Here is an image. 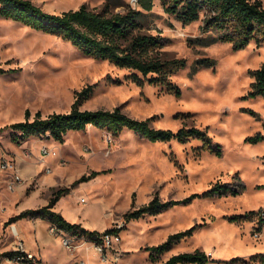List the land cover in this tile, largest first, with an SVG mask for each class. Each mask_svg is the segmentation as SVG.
Here are the masks:
<instances>
[{
  "label": "rangeland",
  "instance_id": "374dc122",
  "mask_svg": "<svg viewBox=\"0 0 264 264\" xmlns=\"http://www.w3.org/2000/svg\"><path fill=\"white\" fill-rule=\"evenodd\" d=\"M32 1L51 12L78 8L83 3L97 9L108 6L113 11L132 5L130 0ZM206 12L202 10L197 20L184 23L165 10L162 0H154L146 20V30L165 37L161 47L164 56L187 59V64L170 76L180 87V94L170 92L164 84L150 83L152 74L139 84L129 76L130 68L87 55L61 35L0 15V140L11 154L7 142L14 131L6 125L23 120L27 108L32 116L37 110L43 115L68 111L77 92L87 85L93 88L81 101L82 108L121 106L133 117H150L153 126L173 130L184 123L207 127L223 149V154L218 155L203 147V141L196 137L187 141H152L129 128L114 134L95 125L70 130L63 141L47 135L22 139L19 147L27 155L35 156V151H39L38 161L42 164L30 178L23 176L15 190L8 189L5 175L1 176V264H60L68 260L71 250L60 241L61 233L51 232V223L49 227L45 223L35 227L32 221L36 217H11L27 207L42 205L55 189L71 186L75 180L76 184L57 202L70 208L72 217L81 215L75 221L88 229L119 227L123 238L119 264H161L174 251L195 248L210 254L211 260L205 264H263L259 260L229 259L264 252V222L258 229V214L264 211V186L258 187L264 183V136L258 142L246 140L255 133L264 135V95L247 96L255 79L251 70L264 61V43L258 45L252 40L247 46L234 49L228 41L204 42L208 35L217 34L216 29L203 31ZM202 56L215 58V64L194 71L192 64ZM38 138L42 141L38 142ZM43 145L57 149L58 156L43 159ZM93 170L100 172L84 178ZM237 172L246 188L236 195L199 196L158 214L129 221L124 217L125 212L156 194L163 199L183 198L193 192L202 193L217 180L238 184ZM45 173L53 179L42 181ZM25 181L28 183L21 194L19 186ZM37 189V197L28 200L26 195ZM251 210L255 212L247 219L228 217ZM196 223L188 238L156 258L150 257L146 246ZM13 224L18 226L27 246L36 247L38 263L5 259L18 238L11 231ZM123 244L130 248L125 249ZM88 260L101 263L92 250Z\"/></svg>",
  "mask_w": 264,
  "mask_h": 264
},
{
  "label": "trees",
  "instance_id": "16d2710c",
  "mask_svg": "<svg viewBox=\"0 0 264 264\" xmlns=\"http://www.w3.org/2000/svg\"><path fill=\"white\" fill-rule=\"evenodd\" d=\"M167 12L173 14L184 23H190L200 17L202 10H206L203 31L216 29V35H208L204 42L210 43L216 40L232 43L234 49L247 46L252 40L258 45L264 43V4L262 0H162ZM154 0H138V6L127 5L125 9L113 11L108 6L103 9L89 7L83 3L78 8L67 9L62 12H51L42 8L32 0H0V15L22 21L35 29L56 33L68 39L83 53L99 58L109 59L120 67L130 68L129 76L139 84L145 83V77L150 83L164 84L170 92L180 94V87L174 83L170 76L187 64L185 57L164 56L161 47L165 43V37L159 33L146 30V20L153 8ZM216 59L209 56L198 57L192 64L196 71L200 66H211ZM3 69H0L2 71ZM155 74V75H154ZM255 77L247 96L264 95V61L251 70ZM92 85H87L77 92V97L72 103L70 110L60 112L53 111L43 115L37 110L32 116L29 108L25 110V118L9 123L7 127L14 131L13 140L20 142L28 137L51 136L56 140L63 141L65 134L70 130H83L89 125L105 127L114 134H118L124 128H129L145 136L149 140L187 141L191 137L203 141V147L223 154L222 144L213 139L208 128H200L194 124L184 123L177 130L171 128L155 127L151 124V118H136L125 112L121 106L114 108H82L81 101L88 96ZM251 112L258 116L256 111ZM20 132V133H19ZM261 132L249 135L246 140L258 142L263 138ZM100 171L93 170L84 178H90ZM238 184L217 180L211 187L202 193L193 192L183 198L163 199L158 194L148 202L134 206L124 217L127 221L140 218L146 214H158L163 210L180 203H187L195 197L222 196L241 193L246 184L242 182L239 173ZM59 187L54 190L46 204L36 207H27L11 220L23 217H41L47 219L52 225L60 229L77 233L93 239L101 231L88 229L80 222L69 220L62 212L54 208L57 200L76 184ZM264 183L258 184V187ZM254 210L244 213L229 215L231 220H243L250 218ZM262 229L264 211L258 214ZM198 223L168 234L167 238L157 244L146 246L150 250V257L156 258L159 254L170 250L174 244L186 238L194 232ZM111 227L106 230H114ZM11 251H9L10 253ZM210 254L204 249L180 251L170 255L161 264L196 263L205 264L210 261ZM243 262L259 260L264 264V252L252 254L249 258L235 256L229 262ZM24 262L33 263L30 260Z\"/></svg>",
  "mask_w": 264,
  "mask_h": 264
},
{
  "label": "built area",
  "instance_id": "2783aa9c",
  "mask_svg": "<svg viewBox=\"0 0 264 264\" xmlns=\"http://www.w3.org/2000/svg\"><path fill=\"white\" fill-rule=\"evenodd\" d=\"M130 3L134 6L138 3V0H130ZM1 137V135H0ZM58 156L57 149H54L48 145H43L41 147V156L46 158L47 156ZM61 163H65V160L60 158ZM47 170L50 171V166H47ZM2 174H4L5 185L10 190H15L17 186L22 182L23 175L20 170L15 157L9 151H7L0 140V182L2 180ZM85 198H83L84 200ZM114 230H101L95 238L91 239L85 235H79L74 232L66 231L58 228L55 225L50 226V230L54 234L61 233V242L67 247L71 252L77 251L80 247L87 243H91L94 252L100 259L102 263L119 264V260L123 255V251L120 249L119 245L122 240L121 231L119 227H114ZM11 231L13 234L17 235L18 238L14 243L11 252H7L5 259L9 262L13 261H25L30 260L32 262L38 263L37 258L39 255L27 246L26 241L20 237V231L16 224L11 226ZM0 245V253L2 252ZM1 257V256H0ZM1 264V258H0ZM75 264H87L84 258H79Z\"/></svg>",
  "mask_w": 264,
  "mask_h": 264
},
{
  "label": "crops",
  "instance_id": "0c3cea01",
  "mask_svg": "<svg viewBox=\"0 0 264 264\" xmlns=\"http://www.w3.org/2000/svg\"><path fill=\"white\" fill-rule=\"evenodd\" d=\"M42 141L40 138H38V142H40V141ZM8 143V146H9V148L12 150V152H13V156L15 157V159H16V161H17V163H18V165L20 166V170H21V173L23 174V176H24V178H30L32 175H33V173H35V172H37V171H39L40 169H41V164H42V162H39L38 161V156L40 155V152L39 151H35L36 152V155L34 156V155H27V154H25L24 153V151L19 147L20 145L18 144V141H15V140H13V139H11L10 141H8L7 142ZM41 179H42V181H44V182H49L50 180H52L53 179V177L52 176H48V175H46V173L45 174H43L42 176H41ZM27 181H25L24 183H22L20 186H19V188H20V193L22 194L23 193V190L25 189V187L27 186ZM38 190L39 189H37V190H34L33 192H31V194H29L28 196L26 195V198L28 199V200H34L36 197H37V194H38ZM49 200V199H48ZM48 200L46 199L44 202H42V204H46L47 202H48ZM54 208L56 209V210H58V211H60V212H62L69 220H71V221H75L76 219H78V218H76V216L77 215H75L74 217H72L71 215H72V213H71V209L69 208H64L63 206H60V204H59V201L55 204V206H54ZM33 222V224H35V227H37V225H39L40 223H45V224H47L48 225V227H49V224H50V222L47 220V219H44V218H41V217H36L35 218V220L34 221H32ZM77 222V221H76ZM54 234V233H53ZM56 236V235H55ZM186 238H188V237H186ZM123 239V238H122ZM184 239V238H183ZM60 241H61V238H60ZM180 242V241H179ZM178 242V243H179ZM121 243H122V240H121ZM157 244V243H156ZM177 244V243H176ZM176 244H174V245H176ZM173 245V246H174ZM41 246V245H40ZM125 249H128V248H130L129 246H126V245H122ZM28 247L30 248V249H34V248H36V247H31V246H29L28 245ZM91 250L93 251V253H94V249H93V247H92V244L91 243H87V244H85L84 246H82V247H80L79 249H78V251L76 252V257H75V255H74V252H70V255H69V257H68V260L67 261H65V262H63V263H60V264H74V260L75 259H77L78 258V256L80 257V258H84V259H86V261H87V263L88 264H93V263H91V262H89V256L91 255ZM33 251H35L36 253H37V251H36V249H34ZM83 251L85 252V253H83ZM149 251V255H150V250H148ZM179 252V251H178ZM173 253H177V251L175 252H173ZM173 253H171V255L173 254ZM41 256H42V254H41ZM75 258V259H74ZM100 264H106V263H100ZM177 264H190V263H182V262H179V263H177Z\"/></svg>",
  "mask_w": 264,
  "mask_h": 264
}]
</instances>
